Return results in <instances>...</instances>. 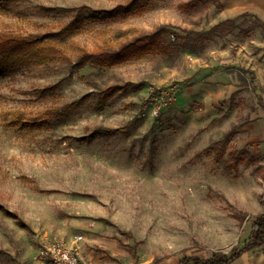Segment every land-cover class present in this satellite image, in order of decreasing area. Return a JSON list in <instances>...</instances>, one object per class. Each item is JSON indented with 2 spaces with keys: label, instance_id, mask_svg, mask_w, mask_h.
<instances>
[{
  "label": "rangeland",
  "instance_id": "obj_1",
  "mask_svg": "<svg viewBox=\"0 0 264 264\" xmlns=\"http://www.w3.org/2000/svg\"><path fill=\"white\" fill-rule=\"evenodd\" d=\"M256 11L264 0H0V34L46 33L58 50L0 70V264H53L38 249L55 236L81 264H177L243 246L264 209V85L249 72L264 64V33L239 17ZM228 18L236 26L198 33ZM163 26L125 62L79 60ZM232 264H264V247Z\"/></svg>",
  "mask_w": 264,
  "mask_h": 264
},
{
  "label": "trees",
  "instance_id": "obj_2",
  "mask_svg": "<svg viewBox=\"0 0 264 264\" xmlns=\"http://www.w3.org/2000/svg\"><path fill=\"white\" fill-rule=\"evenodd\" d=\"M247 14H251L255 17V21L259 23L264 33V20L256 16L254 13H244L239 17H243ZM237 18H228L220 21L209 30L204 33L198 32L199 34H215L220 28L226 25L236 26ZM165 26L161 27L153 33H145L137 36L134 40L129 41L121 45L117 49H111L107 47H99L92 51H82L79 57L81 63L90 62L96 65H114L129 60L135 53L145 50V48L154 41L155 37L158 36ZM71 24L64 27L62 31H69ZM48 35L46 33H29L20 34L13 32H3L0 34V70L27 64L41 65L48 62L57 53V48L51 42L46 41ZM250 70V69H249ZM252 78H255L254 71H249ZM250 83L246 79L242 81V85L248 86ZM117 86L112 87V91L105 92L103 99L101 100L100 106H104L105 100L112 94ZM239 90L232 94L234 97ZM76 102L68 104L65 108L74 107ZM260 105L264 107V101L260 100ZM61 109V115L64 113ZM55 115L56 112H53ZM240 125H233L229 131L226 132L224 137L216 143H228L230 139L236 133V130ZM121 127L110 128L104 131L105 135H112L120 133ZM99 134V131H94L92 136ZM234 160H237V156H234ZM248 216V212L240 211L234 213V217L243 223ZM258 247H264V209L254 215V221L251 225V231L249 240L245 242L243 246H235L230 252L215 251L211 256L200 257L198 255L186 256L179 260L177 264H232L235 260L240 258L244 253L251 251Z\"/></svg>",
  "mask_w": 264,
  "mask_h": 264
},
{
  "label": "built area",
  "instance_id": "obj_3",
  "mask_svg": "<svg viewBox=\"0 0 264 264\" xmlns=\"http://www.w3.org/2000/svg\"><path fill=\"white\" fill-rule=\"evenodd\" d=\"M82 238V235H77L74 242ZM38 254L41 259L53 264H81V257L77 248L63 237L55 236L42 240Z\"/></svg>",
  "mask_w": 264,
  "mask_h": 264
},
{
  "label": "crops",
  "instance_id": "obj_4",
  "mask_svg": "<svg viewBox=\"0 0 264 264\" xmlns=\"http://www.w3.org/2000/svg\"><path fill=\"white\" fill-rule=\"evenodd\" d=\"M255 15L256 16H258V17H260L262 20H264V13L262 12H257L256 11V13H255ZM250 70H252V71H254V73H255V78H252L253 80H252V82L253 81H255V79H256V84H258L259 85V87L261 86V84H263L264 85V64L263 63H261V62H258V63H253L252 64V66H251V69ZM221 76H222V74H221ZM244 79H245V77H244ZM212 81H216V74H215V76H214V78H212L211 79ZM243 80V79H242ZM249 86H251V83L248 85V86H244V85H242V82L239 84V86H237L236 87V89H234L235 91H237V90H239V92H241L245 87H249ZM238 88V89H237ZM206 89H208L211 93L212 92H214L215 90H216V86H215V84L214 83H212V82H207L206 83ZM208 91V92H209ZM234 91V92H235ZM260 92H261V99L263 100V98H264V89H260L259 90ZM233 92V93H234ZM238 92V93H239ZM232 93V94H233ZM237 93V94H238ZM236 96V95H235ZM234 96V97H235ZM234 97H232V98H234ZM260 99V100H261ZM264 101V100H263ZM257 114L259 115V117L261 118V120H260V122L262 123V124H264V107H262L261 105H260V103H259V107H258V109H257ZM240 125V124H239ZM241 127V125L239 126V128ZM238 128V129H239ZM237 129V130H238ZM236 130V131H237ZM81 257V256H80ZM239 259V258H238Z\"/></svg>",
  "mask_w": 264,
  "mask_h": 264
}]
</instances>
